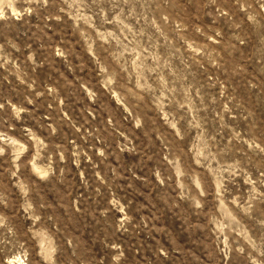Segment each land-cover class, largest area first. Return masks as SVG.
I'll list each match as a JSON object with an SVG mask.
<instances>
[{"label": "rangeland", "instance_id": "rangeland-1", "mask_svg": "<svg viewBox=\"0 0 264 264\" xmlns=\"http://www.w3.org/2000/svg\"><path fill=\"white\" fill-rule=\"evenodd\" d=\"M0 264H264V0H0Z\"/></svg>", "mask_w": 264, "mask_h": 264}]
</instances>
